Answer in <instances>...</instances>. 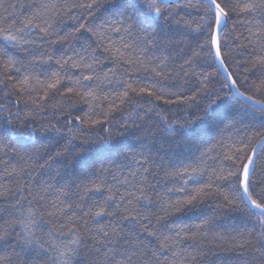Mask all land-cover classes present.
<instances>
[{
  "label": "snow or ice",
  "instance_id": "obj_1",
  "mask_svg": "<svg viewBox=\"0 0 264 264\" xmlns=\"http://www.w3.org/2000/svg\"><path fill=\"white\" fill-rule=\"evenodd\" d=\"M188 10L198 18H186ZM176 36L195 41L176 73L191 94L183 84L157 87L174 61L149 53L182 43ZM200 61L218 67L197 72ZM140 72L154 83L133 79ZM0 91V145L26 149L12 148L19 161L0 172V264H264V0H0ZM145 97L153 108L183 106V120L156 112L181 141L195 142L201 125L217 120L236 133L217 141L226 151L208 157L212 164L206 151L169 169L164 195L149 180L157 173L147 137L131 131L141 127L134 113ZM49 108L56 123L39 127L65 140L56 156L78 148L94 157L56 184L34 175L53 157L40 163V149L27 148L36 115ZM120 138L131 142L114 143ZM113 153L136 165L123 179V163L110 160L116 172L103 165ZM200 205L215 211L195 224L179 219ZM221 211L243 215L222 222Z\"/></svg>",
  "mask_w": 264,
  "mask_h": 264
},
{
  "label": "trees",
  "instance_id": "obj_2",
  "mask_svg": "<svg viewBox=\"0 0 264 264\" xmlns=\"http://www.w3.org/2000/svg\"><path fill=\"white\" fill-rule=\"evenodd\" d=\"M190 16L192 20H196L197 13L194 10H188L186 18ZM232 24L229 22V29H231ZM114 40H119V37H113ZM175 42H182V43H174L173 45L168 46L167 48H161L159 50L152 49L149 53V56L155 57H163L169 56L172 58V61L169 63V79H162L160 80V84L157 87L163 86L165 89H170L173 92L180 91L181 89L179 86L183 84V91L185 94H191V86L190 84H185L183 80L176 75L179 72V66L183 63L184 59L191 55L188 45L191 44L195 46V41L191 40L188 36H176L174 37ZM183 47L184 51L181 52L180 48ZM123 51V50H122ZM135 55V53H125ZM107 67H112L111 64H108ZM218 67V65L213 64L212 67H209L204 61L199 62V66L197 67V72L203 70L206 72L213 71L214 68ZM174 70V71H173ZM231 70V69H230ZM222 74L220 73V77L214 79V84L212 86L219 89L220 83H222ZM120 78L119 71L117 72L116 76L113 79ZM133 79H139L142 84H152L154 83L153 78L144 72L137 73L133 76ZM191 79V78H189ZM104 91H112L113 88L118 90V85H102L101 86ZM103 93H101L102 95ZM223 95V93H221ZM9 99L13 100L15 97H10ZM151 98L145 97L144 101L141 105L135 108L134 118L136 119L137 125H140V128H133L131 131L137 135L145 139V143L152 148V158L156 161V165H153L155 172L157 173L154 177L149 176V180L152 184L156 185L157 191L164 195L166 193V188L172 187V182L170 178L166 175V172L172 168H181L192 160L201 156L202 152L207 151V156L205 159L209 164H212L213 161L208 159V157H214L217 153L221 151H226V149H221L217 144V141L221 140L223 137L227 140V137L231 134L235 137L236 133L233 131L229 133L224 129V124L221 123L219 120L216 123H204L201 125L203 128V134L197 139L195 142H187L181 141L176 138L175 133L170 132L163 128L162 122L160 121L159 117L156 115L157 111H160L162 107L164 111L162 115L166 116L169 120H183L187 113L183 110V106L180 105H158L157 107L153 108L152 104L148 101ZM4 91H0V103H6ZM21 109H24V105L21 104L19 106ZM80 107L86 110V106L81 105ZM149 109H152L149 111ZM13 112L17 111L16 106L13 104L12 109ZM128 112H132L133 108L131 106L127 109ZM191 110H189L190 112ZM220 109H217V112H220ZM217 112L213 113V117L215 118ZM51 108L48 111L41 112L35 117V124L37 127V131L32 134V140L35 142L34 144H28V149L39 148L41 155H43V159L40 163H43L44 160H48L49 156H52L53 159L48 160V165L43 170V176H40V169L36 170L34 175L39 179L47 180L49 177L53 179L51 182L56 184L58 181L59 183H63L64 180L68 179H75L77 176H80L87 168L88 165L93 162L94 157L92 154H80L79 149L77 148L75 152L70 150V154H65L60 157L56 156L58 151H62V146L65 143V140L61 139L55 133H45L43 130L40 129L39 125L41 123H48L51 119L52 123H56L55 119L51 118ZM77 114H83L82 112H78ZM138 114V115H136ZM3 116H7V113H3ZM24 112H21V117H23ZM121 115L117 114V119H120ZM62 119V118H61ZM177 130H179L180 125L177 124L174 126ZM128 139V142H131L130 138H120L119 140L115 141L114 143L120 144ZM41 145H47V150L45 151ZM12 148H15L17 151H24L22 145L17 141H12ZM12 148H5L0 145V172L3 171L5 166H11L16 164L19 161L18 156L12 151ZM210 148H214L215 151H208ZM161 157L163 160L161 161ZM137 159H140L138 156ZM110 160L116 161L117 163H123L125 167L119 170V179H123L128 175L130 170H133L136 165L131 162V160H124L123 156L117 157L115 153H113L110 159H104L103 165L111 168L113 172H116L117 169L115 166L110 162ZM219 163V161H216ZM96 167L99 168L101 166L100 160H95ZM258 166L264 164V153H261V159L257 161ZM61 176L64 180L61 179ZM108 180L112 181L111 175H108ZM179 195V194H177ZM100 199V197H96ZM215 211V206L209 205H200L198 208L187 211L182 214H179V219H181L184 223L188 224H195L199 222L202 214H211ZM242 213L240 212H223L221 211V219L222 222H227L231 220L233 222H238L242 218ZM220 255H224L221 253Z\"/></svg>",
  "mask_w": 264,
  "mask_h": 264
},
{
  "label": "water",
  "instance_id": "obj_3",
  "mask_svg": "<svg viewBox=\"0 0 264 264\" xmlns=\"http://www.w3.org/2000/svg\"><path fill=\"white\" fill-rule=\"evenodd\" d=\"M222 76H223V73L221 72Z\"/></svg>",
  "mask_w": 264,
  "mask_h": 264
}]
</instances>
